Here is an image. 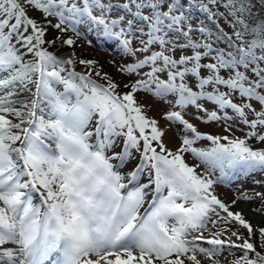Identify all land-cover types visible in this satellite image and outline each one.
I'll return each mask as SVG.
<instances>
[{
  "label": "snow or ice",
  "instance_id": "1",
  "mask_svg": "<svg viewBox=\"0 0 264 264\" xmlns=\"http://www.w3.org/2000/svg\"><path fill=\"white\" fill-rule=\"evenodd\" d=\"M193 6L231 33L194 29L181 0H0V264H264V226L214 188L228 171L264 172V147L250 143L264 145V0ZM79 24L132 57L118 68L135 77L127 91L97 60L49 50L76 39H47L48 26L78 37ZM139 92L169 106L166 128ZM189 109L227 134L201 131Z\"/></svg>",
  "mask_w": 264,
  "mask_h": 264
},
{
  "label": "rangeland",
  "instance_id": "2",
  "mask_svg": "<svg viewBox=\"0 0 264 264\" xmlns=\"http://www.w3.org/2000/svg\"><path fill=\"white\" fill-rule=\"evenodd\" d=\"M181 2L185 3V11L186 14H190L191 23L193 28L195 29L197 26L203 24L210 28H214L215 26H219L224 28L225 31L231 33L232 29L227 24V21L220 20L218 25L211 19H209L208 14L204 13L198 7H186V5L191 4V0H182ZM33 17H35L38 21L43 22L42 14L39 12H31L29 13ZM52 20V23H56V18H49ZM77 31L80 35L77 37L75 33L72 31L71 26L67 33L61 34L58 30L48 26L47 39H52L57 36H62V38H67L68 36H72L76 39V44L72 47L62 44L60 41L52 46L53 50L61 55L65 52H72L75 54L77 60L79 59H94L98 61L97 67L102 70V72H107L109 76H111L117 83L120 84V91H127L124 87L125 84L129 83L130 80L135 79V77H130L125 74H122L118 71V68L121 64H125L131 61L132 57L124 56L121 54L120 50L117 49L115 43L113 41L107 40L102 36H99L97 32L90 28L88 24H79L76 26ZM194 39H199L200 34L198 32L193 33ZM88 41H91V45H89ZM107 42V43H106ZM221 46H224L223 44ZM65 51V52H64ZM28 58H31L30 56ZM79 63H77L78 65ZM81 65V64H79ZM86 71L84 65H81V69L78 72ZM100 78V77H99ZM101 79V78H100ZM100 82H104L102 79ZM34 90V89H33ZM58 90L62 91L63 86H58ZM137 100L145 106V111L149 117L155 118L159 121V126L161 128H166L168 122L164 119V113L169 109V106L163 102H158L151 95H147L143 92L137 93ZM211 107V105H206ZM189 119H192L193 123L197 124L199 129L203 132L211 133V134H227L224 131V127L216 122L205 123L200 120L193 118V110L189 109ZM168 133V134H167ZM235 134L243 137V132L239 130H235ZM169 135V136H168ZM170 137V138H168ZM123 138H119V143L122 144ZM164 140L169 148H176L179 146L180 141L177 138V133L175 128L166 131V135ZM253 141V147H264L257 143L255 140ZM210 145L209 141H200L197 143L198 147H208ZM54 147V145H53ZM117 151L119 149H116ZM111 154V153H109ZM139 153L133 150V155H137ZM139 156H136V159L130 160L127 164L124 165L123 168L119 169L122 174H126L129 172L133 166L135 165ZM186 160L190 164H200L198 160L191 156V154L186 155ZM115 163V161H114ZM199 172L206 171V168L203 164H200L198 168ZM220 175L219 170H216L212 173V178L216 179ZM229 180L224 182H217L214 185L215 193L219 196L221 200L225 203L231 204L233 200H236V204L233 205L234 211H241L245 215V210L251 212V214L264 217V196H257V193L264 194V172H254V173H240L234 171H228ZM147 180V176H142L140 178V182L143 183ZM33 197V202L35 203L36 196L34 194V190L30 193ZM247 194L252 199L245 200L243 199V195ZM247 219V218H246ZM249 220V219H248ZM254 226H258L257 224L252 223ZM240 253L237 251V255ZM231 256L221 257V264H228V262L232 259Z\"/></svg>",
  "mask_w": 264,
  "mask_h": 264
},
{
  "label": "bare ground",
  "instance_id": "3",
  "mask_svg": "<svg viewBox=\"0 0 264 264\" xmlns=\"http://www.w3.org/2000/svg\"><path fill=\"white\" fill-rule=\"evenodd\" d=\"M70 53H72V52H67L63 56L67 57ZM168 138H170V137H168ZM245 217L247 219H249L252 223L257 224L258 226H264V217L258 216L257 214L253 215L248 210H245ZM233 239H235V238H233Z\"/></svg>",
  "mask_w": 264,
  "mask_h": 264
},
{
  "label": "trees",
  "instance_id": "4",
  "mask_svg": "<svg viewBox=\"0 0 264 264\" xmlns=\"http://www.w3.org/2000/svg\"><path fill=\"white\" fill-rule=\"evenodd\" d=\"M49 50L55 52V51L53 50L52 46L49 47ZM122 92H123V91H122ZM251 142H252V141H250V143H251Z\"/></svg>",
  "mask_w": 264,
  "mask_h": 264
}]
</instances>
